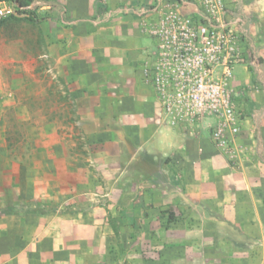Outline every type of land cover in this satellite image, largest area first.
Instances as JSON below:
<instances>
[{"label":"crops","instance_id":"0c3cea01","mask_svg":"<svg viewBox=\"0 0 264 264\" xmlns=\"http://www.w3.org/2000/svg\"><path fill=\"white\" fill-rule=\"evenodd\" d=\"M39 1L53 10L40 7L36 17L43 12L67 26L46 41L60 46L57 73L71 88L54 93L56 104L32 107L24 98L42 92L26 88L19 66L11 83L0 70V264H87L86 257L96 264L113 233L109 212L110 222L129 230L125 247L147 243L152 260L139 264H245L250 252L241 241L264 240V124L251 119L264 108V0H241L250 19L243 47L257 52L261 66L233 68L239 133L223 148L207 125L195 134L160 122L141 80L150 42L136 22H85L151 0ZM68 95L71 105L62 102ZM73 138L90 148L86 155L72 149Z\"/></svg>","mask_w":264,"mask_h":264},{"label":"built area","instance_id":"2783aa9c","mask_svg":"<svg viewBox=\"0 0 264 264\" xmlns=\"http://www.w3.org/2000/svg\"><path fill=\"white\" fill-rule=\"evenodd\" d=\"M39 6V0L27 7L16 0H0V21ZM116 16L136 22L151 41L141 80L154 94L160 122L195 134L207 125L212 143L227 147L239 133L240 121L228 86L233 68L243 64L259 72L261 66L257 52L243 47L250 19L241 0L128 2L103 12L97 22ZM252 116L259 121L264 108Z\"/></svg>","mask_w":264,"mask_h":264},{"label":"rangeland","instance_id":"374dc122","mask_svg":"<svg viewBox=\"0 0 264 264\" xmlns=\"http://www.w3.org/2000/svg\"><path fill=\"white\" fill-rule=\"evenodd\" d=\"M36 11L39 10H35V13ZM35 13L8 18L0 23V70L10 75L8 81L11 83L12 71L14 67L19 66L26 88H29L31 92H42V94L35 93L31 96L27 95L23 103L41 109L45 106L47 107L49 103L56 104L60 102V94L54 93L59 92L61 87L65 90L67 87L71 88V86L65 84L62 77H60V73H57L61 65L56 64L55 58L60 54V46H58V43H53L54 41L52 43H47L46 41V38L50 34L60 39L61 34H64L67 26L60 20L48 22V18L52 19V16L49 14H43L42 12L39 14V17H36ZM99 18H101V14L94 15V17H91L85 22L90 23L91 27H98L101 23L107 21L97 22ZM71 25H76V23H70L68 27ZM145 38L148 42H151L147 37ZM17 58H19V62L16 61ZM50 69H52V75ZM48 86L51 89L45 95L43 90ZM240 93L244 95L245 92L241 90ZM62 102L71 105V96H63ZM251 119L253 121L252 114ZM254 124L256 126H262L264 124V117ZM19 129L22 132L25 130V128ZM69 144L72 145V149L82 152L85 155L90 149L80 139L78 141H75L74 138L72 140L70 139ZM44 210H51V206H46ZM111 216H113L112 212H109L108 223L113 233L110 234L109 239L103 240L104 243L102 244L101 253L98 254V262L96 264H139L138 262L140 261L152 260V255H149L150 249L146 245L147 243H142L141 239L138 242L136 241L137 245L134 242L132 246L125 247L128 242L123 234L129 232V230L125 228V224L123 223L119 222L118 225L113 220L110 222ZM115 218L118 219L117 213L113 219ZM119 226H121L120 229ZM165 228L167 229L169 227L165 226ZM260 241H262V244L264 243L263 239H260ZM241 242L244 248L250 252L247 259L244 260L245 264H264V246L262 244L252 243V240L247 238H244ZM141 244H143L142 247ZM136 247L140 251H137ZM258 249H260V253L257 252ZM253 250L255 252L254 254L251 253ZM131 251H134V253H131ZM135 252L139 253L137 254ZM85 261L87 264L90 262V260L87 261V257ZM230 263L233 264V261Z\"/></svg>","mask_w":264,"mask_h":264},{"label":"trees","instance_id":"16d2710c","mask_svg":"<svg viewBox=\"0 0 264 264\" xmlns=\"http://www.w3.org/2000/svg\"><path fill=\"white\" fill-rule=\"evenodd\" d=\"M16 1H17L18 5H19L20 7H27V6H29L30 4H32V3H33L34 1H36V0H16ZM37 1H38V0H37ZM40 7L44 8L45 11H52V10H53V6H52L51 3L42 1V2H41V6H39L38 8H36V7H32V9L29 10L28 13H29V14H34V13H35V10L40 9ZM11 18H13V17H11ZM2 21H3V20H1L0 23H1ZM167 214H168V216H167L168 221H169V222L173 221V214L170 213V212L167 213Z\"/></svg>","mask_w":264,"mask_h":264}]
</instances>
